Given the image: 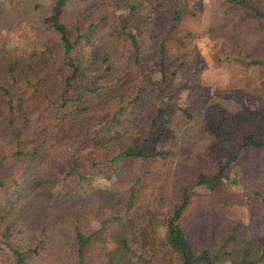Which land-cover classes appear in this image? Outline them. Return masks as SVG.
Returning a JSON list of instances; mask_svg holds the SVG:
<instances>
[{"label": "trees", "instance_id": "1", "mask_svg": "<svg viewBox=\"0 0 264 264\" xmlns=\"http://www.w3.org/2000/svg\"><path fill=\"white\" fill-rule=\"evenodd\" d=\"M69 1L50 0L42 6L38 23L41 35L36 43L39 48L31 56L21 58L0 53V124L9 129L16 143L12 151L0 154V264H43V258L45 264H86L87 254L95 242L106 264H157L153 258L158 254L164 264H264V255L257 253L256 241L243 238L236 221L223 219L213 239L202 247L188 237L182 225L184 214L197 194V186H204L214 196L220 194L223 186L235 184L236 180L228 177L227 172L237 155L229 156L227 163L219 165L213 173L200 170L194 182L182 183L177 192L168 195L166 211L149 209L138 225L126 231L127 219L135 215L134 212L128 215L133 205L131 197L135 195V187H131L120 207L119 214L126 216L114 215L111 219L121 221L122 246L117 250L105 246L107 218L92 232L75 225L69 242H50L54 236L49 232L58 229L54 222L61 223L59 220L68 215L65 212L63 217L53 220L49 216L52 203H67L64 200L76 197L97 206L104 200L97 198L102 193L94 182L98 168L114 176L112 173L118 170L119 164H127L125 169L130 170L136 160L163 157L156 152L158 142L162 145L164 140L161 99L149 119L140 116L144 96L154 92L147 81L135 95L116 89L123 70L114 59L91 49L82 50L89 46L100 23H67L63 13ZM229 1L252 12L264 23V13L258 6L248 0ZM178 3L182 5L183 0ZM131 8L135 9L133 5ZM180 10L178 5L174 9L164 6L170 20L169 30L178 26ZM110 22L111 36L127 46L126 64L137 65L142 70L141 36L137 28L134 30L137 24L131 23L128 13L113 15ZM166 40L163 36L159 43L152 66L155 78H150L157 82L156 88L160 84L161 96L164 88L184 83L177 79L176 85H172L173 81L168 85L169 70L177 75L180 64L171 62ZM133 85L138 86L139 82ZM73 113L86 116L90 123L87 133L65 130L64 120ZM256 134L255 130L244 134L238 150L264 147ZM87 153L93 156L88 159ZM257 166H253V172H257ZM176 176L185 179L179 173ZM256 197L264 199L259 192ZM60 210L56 213L62 215ZM79 212L81 206L72 212L78 218L77 224ZM17 225L34 232L33 240L17 235L24 233L16 229ZM147 248L150 255L145 254Z\"/></svg>", "mask_w": 264, "mask_h": 264}, {"label": "rangeland", "instance_id": "2", "mask_svg": "<svg viewBox=\"0 0 264 264\" xmlns=\"http://www.w3.org/2000/svg\"><path fill=\"white\" fill-rule=\"evenodd\" d=\"M49 2L0 0V53L21 58L32 55L41 35L38 29L40 9ZM248 2L264 13V0ZM176 5L181 8V19L175 29L169 30L170 20L164 13V6L174 9ZM120 13H128L131 23L137 24L134 30L137 28L141 36L142 70L137 65L126 64L127 46L110 34V19ZM63 17L70 25L100 23L91 43L82 50L91 49L114 59L123 70L121 82L115 84L119 91L135 95L140 85L147 81L154 93L144 96L140 116L149 119L161 99L164 140L163 146L157 144L156 152L163 155L158 156L159 159L155 156L140 162L136 160L130 170L125 169L127 164H119L118 170L112 173L114 176L98 168L94 182L102 193L97 198H104L99 205L81 202L76 197L64 200L67 203L57 202L61 206L52 203L49 216L53 220L63 217L65 212L68 215L59 220L62 224L54 222L58 229L49 232L54 236L50 242H69L70 231L75 225L92 232L100 228L102 219L107 218L105 246L117 250L122 246L121 221L111 219L114 215L126 216L119 214L120 207L131 187H135V195L131 197L133 205L128 215L131 212L135 215L127 219L126 231L138 225L149 209L166 211L168 195L177 192L182 183L194 182L200 170L213 173L219 165L227 163L229 156L237 155L227 172L228 177L236 180L235 184L223 186L220 194L214 196L209 195L204 186H197V194L184 214L182 225L188 237L202 247L213 239L223 219L236 221L243 238L256 241L258 255H264V239H261L264 235V199L256 197V192L264 196V147L238 150L240 138L252 130L257 132L258 140L264 142L262 20L229 0H183L182 5L178 0H105L103 3L71 0ZM163 36L167 39V55L171 62L180 64L177 75H172L169 70L168 85L172 81V85H176L177 79L184 83L164 88V96H161L160 84L156 88L154 83L157 82L150 78H155L152 66ZM136 81L138 86L133 85ZM63 127L68 133H87L90 123L84 114L73 113L64 120ZM15 145L9 129L0 124V154L12 151ZM87 156L89 159L93 154L87 153ZM255 165L259 166L257 172L252 171ZM177 173L185 179H177ZM177 181L180 183L175 186ZM57 192L60 193L59 188ZM106 200L108 202H104ZM80 206V223L77 224L78 218L72 212ZM58 208L63 210L62 215L56 213ZM25 227L17 225L18 231H24L17 235L31 241L35 234ZM149 249L145 254L150 255ZM153 259L157 264H164L160 254ZM106 261L101 260L99 244L95 242L87 254L86 264H106ZM42 263L45 264L44 258Z\"/></svg>", "mask_w": 264, "mask_h": 264}]
</instances>
